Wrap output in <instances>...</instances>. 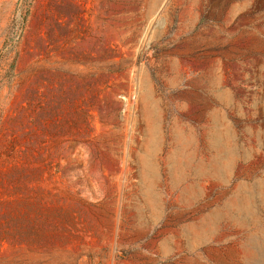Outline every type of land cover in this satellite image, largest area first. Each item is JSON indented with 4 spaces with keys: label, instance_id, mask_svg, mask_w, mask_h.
Here are the masks:
<instances>
[{
    "label": "rangeland",
    "instance_id": "1",
    "mask_svg": "<svg viewBox=\"0 0 264 264\" xmlns=\"http://www.w3.org/2000/svg\"><path fill=\"white\" fill-rule=\"evenodd\" d=\"M0 264H264V0H0Z\"/></svg>",
    "mask_w": 264,
    "mask_h": 264
}]
</instances>
